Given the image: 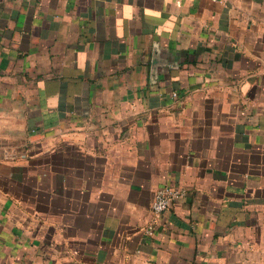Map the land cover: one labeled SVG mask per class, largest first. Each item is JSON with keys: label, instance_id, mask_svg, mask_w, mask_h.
<instances>
[{"label": "crops", "instance_id": "obj_1", "mask_svg": "<svg viewBox=\"0 0 264 264\" xmlns=\"http://www.w3.org/2000/svg\"><path fill=\"white\" fill-rule=\"evenodd\" d=\"M0 264H264V0H0Z\"/></svg>", "mask_w": 264, "mask_h": 264}, {"label": "built area", "instance_id": "obj_2", "mask_svg": "<svg viewBox=\"0 0 264 264\" xmlns=\"http://www.w3.org/2000/svg\"><path fill=\"white\" fill-rule=\"evenodd\" d=\"M214 2H225L226 0H212ZM178 93L174 92L173 97H177ZM186 190L179 189L170 185L160 187L154 196L151 204L153 218L149 223L146 233L152 236L155 226L160 221L161 215L171 206L172 202L181 199L186 195Z\"/></svg>", "mask_w": 264, "mask_h": 264}]
</instances>
